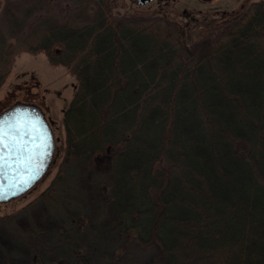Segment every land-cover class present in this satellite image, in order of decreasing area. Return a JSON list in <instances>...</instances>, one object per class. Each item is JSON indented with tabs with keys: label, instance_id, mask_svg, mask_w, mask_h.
Here are the masks:
<instances>
[{
	"label": "trees",
	"instance_id": "1",
	"mask_svg": "<svg viewBox=\"0 0 264 264\" xmlns=\"http://www.w3.org/2000/svg\"><path fill=\"white\" fill-rule=\"evenodd\" d=\"M20 53L77 82L38 200L76 175L75 216H53L65 229L93 218L109 244L96 254L76 239L46 260L49 245L11 225L0 264H128L133 246L138 264H264V0L193 47L175 22L116 15L111 0H4L0 88Z\"/></svg>",
	"mask_w": 264,
	"mask_h": 264
},
{
	"label": "rangeland",
	"instance_id": "2",
	"mask_svg": "<svg viewBox=\"0 0 264 264\" xmlns=\"http://www.w3.org/2000/svg\"><path fill=\"white\" fill-rule=\"evenodd\" d=\"M254 1L258 0H211L209 2L153 0L148 4L138 5L134 0H111V7L116 15L159 16L169 19L181 28L187 46L193 47L214 34L225 21L236 16ZM3 2L4 0H0V10ZM54 9L59 19H63L68 11L64 2ZM5 33L7 43L10 46L13 45L14 38L9 32ZM76 89L75 78L65 68L51 66L43 54L29 55L27 53H20L17 56L15 65L0 88V108L4 102H7V98L12 103L19 101L38 105L54 132L56 151L47 175L24 197L12 203L0 205V244H6V232L10 233L11 225H15L16 232L21 233L19 236L26 237L29 242H33L36 246L40 243L49 245V249L44 252L46 260L54 258L58 246L71 242L75 244L76 239L82 242V246H90L96 254L109 244L105 245L102 238L97 237V233L93 231L96 224V222L93 223V218L79 221L78 225L76 224L77 229H65V219L62 221L59 218L60 214L66 211L67 214L75 216L76 205L72 202L74 199H71L74 188L75 190L78 188L75 168H73L75 176L71 190H69L70 186L67 189L65 184H60L56 188V195H50V198L45 200H38L40 192L48 186L61 162L64 151L63 113ZM55 207L61 209L56 217L53 216ZM5 216L9 218L4 222ZM145 254H143L146 258L144 261L148 260L150 253ZM141 256V252L133 246L124 260H130L128 264H135V261L138 264Z\"/></svg>",
	"mask_w": 264,
	"mask_h": 264
},
{
	"label": "water",
	"instance_id": "3",
	"mask_svg": "<svg viewBox=\"0 0 264 264\" xmlns=\"http://www.w3.org/2000/svg\"><path fill=\"white\" fill-rule=\"evenodd\" d=\"M134 1H136L138 5H145L152 2L153 0ZM200 1L209 2L211 0ZM17 113L25 114L22 121L25 131H30L31 135L50 134L53 147L51 149V155L45 161V167L43 168L39 178L34 181L31 180V175L32 169L35 167V163L30 166H22L18 171L5 169L4 174L0 175V205L7 204L15 199H18L33 190L36 185L47 175L54 160L56 151V141L53 129L49 124L43 110L38 105L22 103L19 101L13 102L11 105L0 111V120L11 118ZM32 124L36 125L35 131L31 129ZM25 139H28V137H25ZM29 146H31V142H29ZM39 152L40 150L38 149L36 163H39ZM24 181H28V184L25 185ZM13 193L16 194L13 195Z\"/></svg>",
	"mask_w": 264,
	"mask_h": 264
},
{
	"label": "snow or ice",
	"instance_id": "4",
	"mask_svg": "<svg viewBox=\"0 0 264 264\" xmlns=\"http://www.w3.org/2000/svg\"><path fill=\"white\" fill-rule=\"evenodd\" d=\"M24 115L17 113L11 118L0 120V175L4 174L5 169L18 171L22 166L35 163L31 175V180L34 181L39 178L45 167V161L51 155L53 145L50 134L31 135L30 131L24 130L22 123ZM31 129L35 131L36 125L32 124ZM38 149L40 150L39 163H36ZM24 183L27 185L28 181Z\"/></svg>",
	"mask_w": 264,
	"mask_h": 264
}]
</instances>
